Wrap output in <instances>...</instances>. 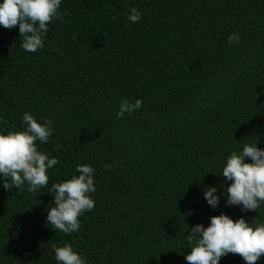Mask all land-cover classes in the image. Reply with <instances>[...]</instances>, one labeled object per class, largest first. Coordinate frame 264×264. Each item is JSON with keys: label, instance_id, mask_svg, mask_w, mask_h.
Instances as JSON below:
<instances>
[{"label": "trees", "instance_id": "trees-1", "mask_svg": "<svg viewBox=\"0 0 264 264\" xmlns=\"http://www.w3.org/2000/svg\"><path fill=\"white\" fill-rule=\"evenodd\" d=\"M59 11L38 52L19 46L18 25L0 26V131L22 127L25 111L53 119L37 143L59 161L40 193L0 182V264H57L52 245L65 241L88 264H189L195 223L264 219L203 196L230 183L214 173L228 153L264 147V0H61ZM125 96L142 108L117 119ZM78 163L95 168V206L66 235L46 223V191ZM219 264L246 262L229 253Z\"/></svg>", "mask_w": 264, "mask_h": 264}, {"label": "clouds", "instance_id": "clouds-1", "mask_svg": "<svg viewBox=\"0 0 264 264\" xmlns=\"http://www.w3.org/2000/svg\"><path fill=\"white\" fill-rule=\"evenodd\" d=\"M60 6L61 0H0V26L18 25L19 46L25 52H38L45 46L49 23L61 14ZM125 16L129 23H136L141 12L132 6ZM227 40L238 45L240 35L233 31ZM141 108V98L121 97L115 116L121 119ZM20 123L22 127L18 129L0 131V182L6 191L15 186L18 191L26 187L28 192L40 193L48 185V170L59 162L56 156L38 147V143L45 144L51 138L54 121L51 118L39 121L25 111ZM104 167L110 169L113 164L106 162ZM75 173L52 183L46 191L53 195L46 223L66 235L78 232L79 217L95 206L92 196L97 190L95 168L90 163H78ZM214 173L230 183L222 189L216 185L204 189L209 206L217 207L223 195L227 206L238 205L244 212H264V147H258L256 140L228 153ZM186 241L190 251L184 260L189 264H219L229 253L239 254L246 264H255L264 254V219L249 222L243 216L233 219L221 212L210 216L207 226L198 222L187 229ZM52 249L57 264H88L87 258L68 241L53 244Z\"/></svg>", "mask_w": 264, "mask_h": 264}]
</instances>
